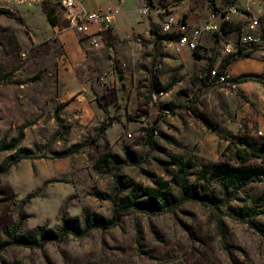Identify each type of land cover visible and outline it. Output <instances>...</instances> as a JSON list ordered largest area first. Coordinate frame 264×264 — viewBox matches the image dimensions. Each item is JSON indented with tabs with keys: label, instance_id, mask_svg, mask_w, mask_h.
I'll list each match as a JSON object with an SVG mask.
<instances>
[{
	"label": "rangeland",
	"instance_id": "374dc122",
	"mask_svg": "<svg viewBox=\"0 0 264 264\" xmlns=\"http://www.w3.org/2000/svg\"><path fill=\"white\" fill-rule=\"evenodd\" d=\"M111 2L120 5L116 16L124 17L119 33L108 31L100 48L76 33L85 44L95 93L94 114L82 122L61 102L74 80L54 73L68 67L63 46L49 34L29 38L23 17L28 6L41 5L63 28L68 22L62 8L41 0H0V138L25 133L17 149L0 152V163L7 157L14 163L2 180L14 197L9 192L0 205V229L16 219L29 193L36 197L24 206L23 229L54 228L63 212L74 217L88 209L111 218L118 182L126 199L139 186L177 193L174 180L186 173L191 182L216 190L207 165L264 168V158L237 162L231 148H264V42L242 43L255 18L264 38V0ZM169 19L216 20L223 36L206 35L196 51L178 50L174 34L163 29ZM35 25L44 30L38 18ZM229 56L237 58L226 69L233 83L207 84L204 69L223 71ZM103 121L109 122L105 129ZM76 144L77 152L64 155ZM108 152L120 160H105ZM139 196L144 198L142 191ZM230 206L254 208L252 218L264 222V176L221 208L220 232L213 210L193 201L164 211L131 208L111 227L71 233L42 248L9 247L0 264H264V239L231 216Z\"/></svg>",
	"mask_w": 264,
	"mask_h": 264
},
{
	"label": "trees",
	"instance_id": "16d2710c",
	"mask_svg": "<svg viewBox=\"0 0 264 264\" xmlns=\"http://www.w3.org/2000/svg\"><path fill=\"white\" fill-rule=\"evenodd\" d=\"M44 10L49 22L52 25H57V19L53 15V10L47 7H45ZM151 31L155 33L154 29H151ZM174 37H176V34H174ZM236 60L237 58L233 56L225 58L222 66L223 71L220 72H224L228 66ZM208 68L211 67H206L205 69ZM108 123L107 121H103L101 126L102 129H105ZM24 136V130L19 129L18 134L11 139H7L6 137L0 138V152L17 149L24 139ZM80 146V144L72 146L64 155L77 152ZM231 148L233 159L239 163H245L253 158H264V148H248L237 146L236 144H233ZM103 158L105 160H111L112 162H118L120 160L117 154L110 152L104 154ZM13 164V162H10L9 157L0 163V195H5L3 198H0V205L6 201L5 197H7L9 192H12V196L14 197L12 188L2 182ZM206 167V172L213 177L216 183V190L209 189L199 182H191L187 177L189 174L186 173L187 176L182 178L179 177L174 180L177 185V193L174 191L162 192L155 187L139 186L137 188V193L129 195L125 199L120 196V192L124 191L125 186L122 182H118L117 186L119 193L111 196V201L114 205L111 218H106L88 209H85L81 215L74 217L68 216L66 212H63L60 224L56 225L54 228H50L47 225H37L30 229H23V224L26 219L24 206L36 197L35 193H29L20 201L16 219L10 225L0 229V255L9 247L21 246L30 249L42 248L48 242L64 240L66 236L71 233L82 236L98 227H111L116 223L121 214L129 211L131 208L149 211L150 209H158L159 211H164L167 207H180L182 204L189 201L211 208L217 223V228L220 232L223 226V222L219 217L221 208L229 204V202L238 195L240 189L245 184L255 179H262L264 176V168L241 164L233 165L230 163H219L211 169L208 165ZM165 185H168V183L166 182ZM140 191L143 192V199L139 196ZM229 208L231 209V216L246 222L251 229L264 239V222L252 218L257 214L254 208H234L231 206ZM10 264H22V262L19 259H15Z\"/></svg>",
	"mask_w": 264,
	"mask_h": 264
},
{
	"label": "built area",
	"instance_id": "2783aa9c",
	"mask_svg": "<svg viewBox=\"0 0 264 264\" xmlns=\"http://www.w3.org/2000/svg\"><path fill=\"white\" fill-rule=\"evenodd\" d=\"M57 4L64 11L68 28L76 33L82 34L89 39L93 48H100L106 38L108 31L114 25L116 14L120 13L119 7L108 9H89L85 6L84 0H41ZM148 8H144V13ZM176 26V27H175ZM258 18L249 22L248 28L242 37V43H253L259 45L264 42L262 33L258 29ZM165 32L176 34L173 44L178 50L188 49L196 51L200 48V41L209 34L223 36L222 23L216 20L191 23L189 21L169 19L164 23ZM108 73L101 77L106 82ZM207 84H231L233 80L227 70L220 72L217 67L205 69L202 75Z\"/></svg>",
	"mask_w": 264,
	"mask_h": 264
},
{
	"label": "crops",
	"instance_id": "0c3cea01",
	"mask_svg": "<svg viewBox=\"0 0 264 264\" xmlns=\"http://www.w3.org/2000/svg\"><path fill=\"white\" fill-rule=\"evenodd\" d=\"M113 1V0H112ZM84 4L89 9H108L113 8L111 0H84ZM119 4H116V7H119ZM29 15H23L24 20L27 25L30 27L29 38L39 39L46 34H49L53 38V41L56 45H62L65 51V55H62V59L66 56L67 68L57 67L55 72L59 78L64 79L68 76L73 77V84L69 86V95L61 99V102L64 103L65 111L76 119H80L82 122L88 121L94 114V99L95 93L92 90V84L90 81V70H87L85 61H87V56L85 53V44L81 43L76 32L67 27H61L58 24L52 25L45 13L43 6L34 5L28 6ZM120 8V7H119ZM126 16V15H124ZM39 19L42 22L44 27L43 31H38L37 26L35 25V20ZM123 15H118L115 17L114 25L112 27L113 32L116 34L119 33L121 22L123 21ZM47 27V28H46ZM38 28H41L38 26ZM57 50V46L55 48ZM53 56H56L57 53H51ZM71 88V90H70ZM95 111L97 112L96 108Z\"/></svg>",
	"mask_w": 264,
	"mask_h": 264
}]
</instances>
